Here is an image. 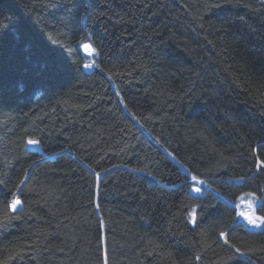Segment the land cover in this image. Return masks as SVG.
<instances>
[{"label":"trees","instance_id":"1","mask_svg":"<svg viewBox=\"0 0 264 264\" xmlns=\"http://www.w3.org/2000/svg\"><path fill=\"white\" fill-rule=\"evenodd\" d=\"M258 161L264 0H0V264H264Z\"/></svg>","mask_w":264,"mask_h":264},{"label":"snow or ice","instance_id":"2","mask_svg":"<svg viewBox=\"0 0 264 264\" xmlns=\"http://www.w3.org/2000/svg\"><path fill=\"white\" fill-rule=\"evenodd\" d=\"M82 47L84 48V50L86 52H88L89 54L94 53L95 49L90 45V44H83ZM85 67H90V65H85ZM27 143L29 145H35L37 143V141L29 139L27 141ZM264 162H260L258 161V167ZM191 181H192V185H191V191L194 193H201V185H203L205 182L203 180H200L197 175H192L190 177ZM21 183H23V181H21ZM249 195H252L251 193ZM21 200L16 198L13 199L10 203H9V208L13 211H15L17 209V207L19 205H21ZM252 205L249 204V208H251ZM192 222H195L196 220V216H195V210L193 209L190 213H189ZM239 215L243 216L249 224L255 226V227H259L261 224H264V217H259V216H255L254 214H247L244 212L239 213ZM225 234L222 232L220 233V236L223 237ZM225 243H227V240H225ZM237 251L239 252L240 250L237 249ZM241 255H243V253H241ZM197 259H199V257H197Z\"/></svg>","mask_w":264,"mask_h":264},{"label":"rangeland","instance_id":"3","mask_svg":"<svg viewBox=\"0 0 264 264\" xmlns=\"http://www.w3.org/2000/svg\"><path fill=\"white\" fill-rule=\"evenodd\" d=\"M87 43V42H86ZM83 44H85V43H83ZM82 44V45H83ZM88 44V43H87ZM82 45H81V47H82ZM83 48V47H82ZM83 50H84V48H83ZM85 51V50H84ZM86 52V51H85ZM87 54H89L88 52H86ZM89 55H91V54H89ZM85 65H90V67H85ZM84 67L86 68V69H91L92 67H93V63L91 62V61H88V62H86L85 64H84ZM29 145V144H28ZM202 186L203 185H201L200 187H201V193H202ZM197 194H200V193H197ZM14 199H16V198H14ZM19 207V206H18ZM17 207V208H18ZM243 208H246V207H242V208H240V212H242V209ZM247 210H248V212H249V214L251 215V214H253L251 211H252V209L250 210V208L248 209V208H246V212H247ZM250 210V211H249Z\"/></svg>","mask_w":264,"mask_h":264},{"label":"built area","instance_id":"4","mask_svg":"<svg viewBox=\"0 0 264 264\" xmlns=\"http://www.w3.org/2000/svg\"><path fill=\"white\" fill-rule=\"evenodd\" d=\"M245 222H246V221H245ZM246 226L250 228V227H251V224H249L248 221H247V222H246Z\"/></svg>","mask_w":264,"mask_h":264}]
</instances>
